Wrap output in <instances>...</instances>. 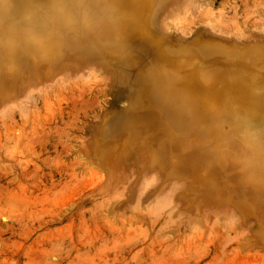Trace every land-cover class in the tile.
<instances>
[{
    "label": "rangeland",
    "instance_id": "374dc122",
    "mask_svg": "<svg viewBox=\"0 0 264 264\" xmlns=\"http://www.w3.org/2000/svg\"><path fill=\"white\" fill-rule=\"evenodd\" d=\"M144 1L145 0H88L90 4L94 5L93 8L89 9L90 11H81L78 9H73V11L76 13L77 18H80L82 14V18H84L83 16H85L86 19L88 17L87 23H94L95 17L99 15L106 16L109 20L117 15L118 19L121 21L120 26L117 24L114 25L109 21V29L103 30H107L108 34H110L111 31L123 33L125 31H130L125 28V25L132 24L133 26L131 27L136 28L141 23L142 20L139 14L143 12L142 5ZM253 1L193 0V3L187 10L185 8L183 13L179 15L178 24L185 34L189 33V31L192 32V30L200 24H210L215 29L224 31L240 32L241 30L243 34H247L253 29L262 32V29L264 30V0ZM3 3L12 5L10 0H0V7ZM246 6L248 10L244 8ZM244 9L247 10H245V12L248 14L243 12ZM52 14L65 24V27H62L65 31H68L70 27L76 28L79 26L78 22H75L76 25L72 24L71 17H68L64 12L60 11ZM224 18L226 22H224ZM51 19L56 21L54 18ZM221 23L225 24L223 25L225 27H222ZM93 27L96 26L93 25ZM99 28L101 29V26ZM255 30L251 32V35H248V37L250 36L249 39L255 40V37L256 39L260 37L259 35L257 36L256 33L259 34L261 32ZM253 32L256 33L252 35ZM71 34L72 31H70V33L68 32V36L64 37L62 40L54 37L58 45L54 44L52 49L54 48L55 50L58 47L61 49L60 46L65 40L72 42L71 38H69ZM95 34L96 33L93 35ZM28 41L30 42V39ZM28 41L17 40L15 43L21 47ZM90 45H96L95 41L94 43L91 42ZM41 55L47 56L46 51L42 52ZM53 56L56 57L53 60L55 64L62 65L67 62L63 60L58 53H53ZM197 58V53L189 56L184 64L185 68L181 69L180 73L178 71L177 74L176 72L179 69L169 62H161L164 69H169L170 72L176 74L175 76L173 75V80L168 83V89H172L177 98L173 100V98L169 96H164V107H152L154 110H157L159 114L172 111L181 121L188 120L187 124L191 128L193 126H200L199 112L205 108L203 105H201L200 108L198 106L195 107V103H204V105H209L210 103L219 104L221 109L219 114L216 115L218 127L215 132L211 134L212 138L208 137L206 139L208 142H211V144L208 145L211 152H219L222 154V158L225 159L224 161H226V164L223 166L224 173L231 175L234 173L231 170L232 164H228L227 160H232L233 164L237 167L235 170H241L246 169V156H262H259L258 153H254L249 148L248 144L244 147V139L236 135L233 130H255L257 128H264V58L261 60H247L245 65L242 66L239 64L241 62L240 60H233L231 64L229 63L230 68L227 70H223L224 62L209 66L207 64L201 65L202 62L205 63V60L198 59L199 61H197ZM209 61L212 62L211 60ZM196 62H198V64ZM7 66L12 68L10 65ZM157 66L160 67L161 65L159 66L158 64ZM237 66L240 68H237ZM219 69L224 71V75L222 80L214 87L216 91L213 93V98L210 101L207 100V91L203 92L198 90L194 92L196 94L198 93L195 95L197 98L196 100L190 97L192 89H190L189 86L192 83L189 79L193 81V75L198 74L200 71ZM21 70H24V68H20L18 73H20ZM84 70L85 69H83V72ZM240 70L242 73L239 72ZM77 73H80V75L73 77ZM84 74L82 70L69 69L65 72L64 69L61 75L64 78L66 77L64 75L72 76L73 79L66 77V79L71 80L63 82L62 80L64 78H61L62 76L58 78V76L55 78L56 80H54V82L53 80H48L47 83L45 81L46 84L37 83L33 88L30 87V89H36L37 87L35 91L32 90L34 93L32 91L27 92L29 93V99L26 95H23L27 94L23 91L11 95V98H7V96L0 98V112L4 111L2 109H6L4 112L7 113H4V116L7 115L6 117H3L2 113H0V125L2 126V128L0 126V264H264V247H262V245L264 246V208H262L264 207V199L256 193H254L255 195H250V192L247 191L248 187L242 186L233 188L229 186V183L224 185L215 184V186L214 181H212L213 178L207 174L203 175V173L199 171L197 177L201 178V183L195 187L197 191L192 187V192H188L187 194L190 193L189 195L186 194L185 198H187V202L186 200L178 199L175 194L174 196L170 194V189L167 191L169 186L167 187L165 184L170 185L172 180H175V182L178 181L173 179L171 175L167 176V174H165L168 183H159V181L152 178L156 177L154 174L152 175V173L144 169L135 168L131 171V168H133L131 163L121 166L122 164L120 165L119 163L122 161H119L115 157H111L109 160L107 158L102 160L103 157L97 158L92 156L91 158L87 155L86 148H84L87 145V133L85 132L91 129L89 126H93L92 117L96 113L95 111L103 107L113 112L112 109L115 107L109 105L114 102L115 98L113 95V98H111V92H109L110 90L106 82L91 78L88 76L89 73L86 75ZM39 85L43 87L41 88ZM124 86L126 87V85ZM124 86L115 87V89L121 94ZM38 87L41 88L40 91L42 89L45 91L43 92L42 90L41 93L40 91L38 92ZM84 90H86L85 94L83 93ZM24 91L26 90L24 89ZM22 95L27 99V103L24 101L25 99L22 98ZM16 99L17 101L19 100V102H17V104L12 103L13 106L12 104L9 106L8 103ZM104 102L106 105H104ZM89 103L94 104V106H91ZM18 104L19 106L21 105L20 108ZM3 106L4 108L1 109ZM7 106L8 110L6 108ZM90 106L93 108H91V111ZM109 107H111V109ZM21 110H23V116L19 114ZM84 111H86V113ZM86 114L89 119L87 117L84 118ZM247 121H256V127L249 128L245 126ZM84 122H88V124ZM193 123L197 124L193 125ZM65 124H68V126ZM81 124L84 125L82 126ZM82 137L85 141L83 143V139L80 140ZM167 141L172 142L174 140L172 138H167L165 142ZM231 141L235 142L236 147L226 146L227 144L224 145V143ZM82 144H84V147ZM1 145L3 147H1ZM212 145L220 146H217L213 151L211 149ZM205 147L207 146L205 145ZM83 153H85V155ZM200 154H202L206 160L210 161L211 156L204 153L203 149L200 150ZM116 164H118V169L115 167ZM194 164L197 165V163ZM120 166L124 167L126 171L120 168ZM99 169H102L104 173L102 174V171ZM243 171L244 173H242V175L245 177L248 176V173L252 176L255 174L253 171ZM132 173L134 176L136 175L135 178L131 175ZM145 174L147 180L152 179L156 182L154 181L148 186L147 183L152 180L147 182V180H145ZM115 179H117V183H114L113 187L112 184ZM107 182L110 184L108 185ZM142 183L143 185L147 184V191H142L144 190L143 188L146 187H143L141 185ZM153 183L158 184L155 185ZM132 185L133 188H131ZM156 189H158V192ZM189 189L191 188L189 187ZM195 191L197 193H195L196 195L194 196L196 204H193L195 200L190 197L191 195L193 197ZM110 192L112 195H110ZM142 192L145 193L142 194ZM167 192L170 194V197L173 196L172 198L169 197V200L166 199L168 195H166ZM140 193L142 202L140 201ZM114 194H116V198L118 195L122 198V200L120 197L117 199L121 200L117 201V204L114 200L116 198H112ZM148 194L150 196H148ZM156 195H164L162 196L164 199L158 196L163 200L157 198L158 202H156ZM217 195L219 197L218 200ZM187 196L190 197L188 198ZM212 196L214 199H211ZM222 197L226 198L224 199ZM138 198L139 200H137ZM151 198L153 200L152 206L154 202L156 205H161H158L159 208L157 206L155 208V205L153 206L152 209L155 208V212L161 209V207L167 212L168 209L170 210L169 207L167 208V205L171 202V205L174 204V201V206L180 209V213L178 212L179 214H177V209L174 207L177 214H174L175 216L180 215L181 211L184 212L185 208L186 210L184 213H187V215H193L196 212L194 214L195 217H191L195 220L194 224L193 221H191L190 224L189 216L185 218L186 214H184V217L183 214L179 216H182V221L178 219V221L172 220L171 222V220H168L169 218L166 217L169 215H166L163 209L160 210V212L162 211L161 214L164 215H161L160 212L152 213L153 210L150 211L148 208L151 205ZM257 198L260 202H258L259 200H257ZM110 199H113L114 202ZM159 201L161 202L159 203ZM162 201L165 202L162 203ZM197 201L202 203H197ZM209 201L210 203H208ZM242 202L248 207V211L247 208L243 207ZM103 203H105L104 206ZM145 203H148V206ZM163 204L167 205L162 206ZM188 204L190 205L188 206ZM142 205L143 207L146 206L145 209H143ZM202 205L205 206L203 207ZM210 205L212 206L210 207ZM222 205H224V207H221ZM254 205H257L258 208L253 209ZM171 208L173 211L172 206ZM214 208H216V210ZM112 209L116 211L113 212ZM147 209H149L148 213L150 211L153 215L152 218H154V220L150 219L151 214L149 213V215L147 213ZM211 209L216 213L210 211ZM230 209L232 210L231 213H236L238 215L237 217L235 214L238 220L236 217L233 218V215L230 216ZM196 210H198L199 214ZM109 211H111V213ZM217 211L220 213H217ZM259 211L260 213L258 214ZM157 213L161 216H159L160 218L157 217L159 220L156 219L157 222L154 223L156 218L154 216ZM207 213L209 214L207 215ZM170 215L171 218H175L172 214ZM135 217L141 218L140 221L139 219L134 220ZM226 217H229L228 220L231 222L227 221ZM231 218L235 221L232 222ZM250 220L251 222H249ZM256 220H258V223H256ZM175 221L176 223L178 222V224H174ZM152 222L154 224H152ZM250 223L252 224V228L248 226ZM241 225L243 226L242 228H240ZM244 226L248 229L250 228V232L248 229L246 231ZM152 227L154 228L151 229ZM164 228H166V231H164ZM184 228L185 231H183ZM240 229L243 235H241L242 238L240 236ZM236 230L239 231V235ZM255 230L256 232H254ZM244 232H247L248 235L246 233L244 235ZM238 236L242 240L244 239L243 245L241 243L239 244L242 240L236 238ZM244 242H248L247 245ZM251 244L253 246H251Z\"/></svg>",
    "mask_w": 264,
    "mask_h": 264
},
{
    "label": "bare ground",
    "instance_id": "6f19581e",
    "mask_svg": "<svg viewBox=\"0 0 264 264\" xmlns=\"http://www.w3.org/2000/svg\"><path fill=\"white\" fill-rule=\"evenodd\" d=\"M251 1H253V0H251ZM10 2H12V5H10V8H9V14L10 15L18 16V15L24 14V13H31L33 19L38 21L40 26H39L35 36L30 39V42L28 41L29 39L26 40L28 42H26V44L24 43V46H21V47L15 43L18 39L11 38L5 32L0 30V98L3 96H5V97L7 96V98H8L11 95L16 94L17 92H21V91H23L24 93L25 92L27 93V92L32 91V90L35 91L37 89V87H36V89H30V87L33 88V86H35L37 83H43L44 84L45 81L47 83L48 80L49 81L53 80V82H54V80H56L55 79L56 77L59 76L58 78H60V76H62L61 74H62V71L64 69H65V72L69 69L82 70V73H85L84 75L89 73L88 76H90L91 78L106 82V85L110 90L109 92H111V98H113V96L115 98L114 102H112L111 104L109 102V104H110L109 106L112 105L113 107H115L112 109L113 112H110L108 110V108H104V107L101 109L99 108L98 111H95L96 113L92 117L93 126L92 127L89 126L91 129L88 130V132H87V130L85 132V133H87V140H86L87 145H86V147H84V144H82V145L84 148H86V152L88 153L87 155L89 157H91V158H92V156L97 157V158L103 157L102 160H104V158L105 159L107 158L109 160V158L115 157L119 161L123 162V163L122 162L119 163L120 165L122 164L121 166H125L127 163H131V166L133 167V168H131L132 169L131 171H133V169H135V168H138V169L141 168V169H144V170L152 173V175L154 174L156 177H152V178L155 179L156 181H159V183L160 182H162V183L167 182L166 178H165V174H167V176L171 175L173 177V179H176L178 181L175 182V180L174 181L172 180L170 185L165 184L167 187L169 186L168 189L166 188L167 191L170 189L169 190L170 194H172L173 196L175 194L178 199H181L184 201L186 200L187 202H188V200H187V198H185L186 194L188 192H192L191 191L192 187L194 189H196L195 187H197L201 183V178L197 177V175L199 174V171L202 172L203 175L207 174L208 176L213 178L212 181H214V185L215 184L224 185L226 183H229V186H232L233 188L245 186L246 188L248 187L247 191L250 192V195H255L254 193H256L264 199V177H261V176H264V158H263L264 154L258 153L259 156L262 155L261 157H258V156L255 157V156L251 155V156H246V158H245L246 162H248L249 160H252V159L257 160L259 162V165H260V167L258 169L246 167V169L235 170L237 168L236 165L233 164L232 160H227L228 164L229 163L232 164L231 170H232V172H234L231 175L230 174L227 175L226 173H224L223 166H224V164H226V161H224L225 159L222 158V154L219 152H211V150L208 148V145H210L211 142L210 141L208 142V140L206 138H208V137L212 138L211 134L213 132H215L216 128L218 127V124L216 122V115L219 114V111L221 109L219 104L210 103L209 105L208 104L204 105V103H199V102L195 103L194 104L195 107L198 106L200 108V106L203 105V106H205V108L200 110V112H199V119H200L199 125L200 126L199 127L193 126L191 128L187 124L188 120H182L181 121L180 119H178L177 116L174 115V113L172 111L166 112L165 114L164 113L159 114V112L157 110H154V108H153L154 106L164 107V96H169L170 98H173V100L177 98L174 91L172 89L171 90L168 89V83H170L173 80L174 76L178 73V71L180 73V70L185 68L184 64L186 63V60H188L189 56H191L194 53H197V55H198L197 61L205 60V63L202 62L201 65L207 64L209 66L212 64H218V63L220 64L221 62H224L225 64L222 63L224 65L223 70H227L228 68H230L229 63L231 64V61L233 62V60H240L241 62L239 64H241V66H242V65H245L247 60H261L262 58H264V30L263 29H262V32L259 30L262 34L261 33L257 34L256 32H253L252 35H254V33H256L257 36L258 35L260 36L257 39L255 37V40L249 39L250 36L248 37V35L249 34L251 35V32L254 31L255 29L251 30L247 34H243V33H241V30H240V32H238V31H224V30L215 29L210 24H200L195 29H193L192 32L189 31V29H188L189 33L185 34L182 31V29L180 28L181 26H179V24H178V17L180 14L183 13L185 8L187 10V8L193 3V0H145L144 4L142 5L143 6V12L139 14L140 19L142 21L139 24V26L136 28H132L131 27V26H133L132 24L131 25L130 24L125 25L126 26L125 28L130 30L129 32L125 31V32L121 33L119 31H113V32L111 31V33L108 34L107 30H103V29H109V26H110L108 23L109 21L112 22L114 25L117 24L120 26L121 21L118 19L117 15L114 16V18L111 20H109L106 16H102V15L96 16L95 15L96 16L95 22L94 23H91V22L87 23L88 17H87V19L85 18V16H83L84 18H82L81 17L83 15L82 14L80 16V18H77L76 13L73 11V8H71V7L65 9V11L62 10L61 12H64L68 15V17H71V23L72 24H75V22H78L79 26L77 25L78 27H76V28L70 27L68 31L67 30L65 31V30H63V28L65 27L64 26L65 24L60 19H57L58 17L54 16L53 14L45 15V14L38 12L36 10V5L48 3L49 0H10ZM66 2L71 4V3H74L75 0H66ZM255 4H256V2H255ZM3 5H4V3L1 5V7ZM232 6H233V4H232ZM244 8L247 9L248 7L246 6ZM246 9L243 10V12L245 14L247 13V12H245ZM88 11H90V10H88ZM232 16H234V15H232ZM51 18L56 19V21L52 20ZM228 20H230V19H228ZM218 21H219V19H218ZM197 22H198V20H197ZM224 22H226V19ZM230 23H231V21H230ZM93 25H95L96 27H93ZM223 25H225V24H222L221 26L225 27ZM226 25H227V23H226ZM98 26L99 27L101 26V29ZM187 27H188V25H187ZM70 31H72V34L69 35V38H71L72 42H70L69 40H65L60 46L61 49H59V47L56 48L55 50H54V48L52 49L53 45L58 43L56 41V39H54V37H57V38L62 40L64 37L68 36L67 34H68V32L70 33ZM255 31H257V30H255ZM259 31H257V32H259ZM94 33H96V34L93 35ZM105 37H108L109 39L105 38ZM21 41H25V40H21ZM94 41H95L96 45H90L91 42L94 43ZM44 51H46L47 56L41 55L42 52H44ZM53 53H58V55L60 57H62V59L67 61V62L65 64H62V65L55 64L53 62V60L56 57L53 56ZM62 59H59V60H62ZM209 60H211L212 62H210ZM163 61L169 62L174 67L179 69V70H177L176 74L174 72H170L169 69H164L163 65L161 64V62H163ZM59 62H62V61H59ZM196 63L198 64V62H196ZM158 64H159V66L160 65L161 66L158 67L157 66ZM3 65H5V66H3ZM7 65H10L12 68H10ZM253 66H255V65H253ZM20 68H22V69L24 68V70H21V72L18 73V70ZM237 68H240V67L237 66ZM83 69H85L84 72H83ZM239 72H241V70ZM80 73L79 74L77 73L73 77L80 75ZM70 74H72V73H70ZM223 75H224V71H222L220 69L219 70H210V71L205 70L202 72L200 71V72H198V74L193 75V81H191L189 79V81L192 83L189 86L190 89H192V91L190 93V97H192L193 99L195 98V100H196L197 98L195 97V95H197L198 93L196 94L194 92H196L198 90L203 91V92L207 91V98H208L207 100L210 101L213 98V93L216 91L214 87L222 80ZM64 76H66L67 78L73 79L72 76H67V75H64ZM66 77L64 78L62 76L61 78H64V79L63 80L61 79V80L63 82L71 80V79H66ZM239 77H241V76H239ZM117 85H119L121 87L126 85V87L124 86L122 91L120 90L121 94L119 91H116V89H115V87H119ZM121 87H120V89H121ZM41 88L38 89V92L40 91ZM24 89L26 91H24ZM117 89H119V88H117ZM140 89H142V90H140ZM41 91H40V93H41ZM44 91L45 90H43V92ZM85 91L86 90L83 91L84 94L86 93ZM35 93H37V92H35ZM27 94H23V95H26L28 97L29 93H27ZM23 95H22V98L25 99V96H23ZM120 95H121V97H120ZM17 97H18V95H17ZM14 98H16V97H14ZM28 99H29V97H28ZM24 101H26V103H27V99H25ZM17 102H19V100L17 101V99H16L13 102H10L8 104H9V106H11L10 104H12V103L17 104ZM92 102L95 103L93 100H92ZM19 104H18V106H19ZM85 104H87V103H85ZM89 104H88V106H89ZM90 105L94 106V104H92V103ZM95 105H96V103H95ZM104 105H106V103ZM12 106H13V104H12ZM20 106H19V108H20ZM88 106H87V108H88ZM91 106H90V111L92 108ZM105 107H107V106H105ZM2 108H4V106L1 107V109ZM6 108L8 110V106ZM12 108H14V107H12ZM109 108L111 109V107H109ZM14 109H18V108H14ZM82 109H84V108H82ZM2 110L6 111V109H2ZM4 111L0 112V113H2L3 117H6L7 115L4 116V113L5 114H7V113ZM22 111L23 110H21V113L19 112V114L22 115L23 114ZM84 112L86 113V111H84ZM73 117H74V115H73ZM86 117L89 119L87 114L84 118H86ZM84 123L88 124V122H84ZM72 124H73V120H72ZM194 124H197V123H193V125ZM65 125L68 126V124H65ZM245 126H247L249 128L250 127L251 128L256 127V121H247ZM1 128H2V126H1ZM7 130H8V128H7ZM243 130H245V129H241V130L234 129L233 131L236 133V135L241 137V132ZM167 138H172L174 141L165 142V140ZM81 139H83V137L80 138V140ZM83 142H85L84 139H83L82 143ZM205 145L207 147H205ZM224 145L236 147L235 146L236 144L234 141L226 142V143H224ZM246 145H247L246 142L243 143L244 147ZM81 146H79V147H81ZM217 146H220V145H212L211 149L214 151ZM1 147H3V146L1 145ZM201 149H203L204 153L211 156L210 161L206 160L205 157L202 156V154H200ZM245 149H248V148H245ZM2 152H4V151H2ZM83 154L85 155V153H83ZM194 163H197V165H195ZM97 165L99 166L98 163H97ZM111 165H112V163H111ZM117 166H118V164H116V166H115L118 169ZM121 166H120V168L124 169V167H121ZM99 170L102 171V169H99ZM243 170L253 171V172H255V174H253V176H252L248 173L247 174L248 176L245 177L244 175H242V173H244ZM113 171H114V169H113ZM139 171H141V170H139ZM253 172H250V173H253ZM103 173L104 172L102 171V174ZM120 174H122V173H120ZM224 174H226L227 177ZM115 175H116V173H115ZM131 175H133V173ZM135 176L133 178H135ZM122 177H123V175H122ZM113 178H114V176H113ZM117 178H118V176H117ZM146 178L147 177L145 174V180H147ZM149 178H150V175H149ZM104 179H105V176H104ZM149 180H152V179H149ZM149 180H147V182ZM116 181H117V179H115L113 184L111 183L113 185V187H114V183L115 184L117 183ZM154 181L153 180L149 181V183H147L148 186L150 185V183H152ZM107 183H108V185L110 184L109 182H107ZM136 183H137V181H136ZM144 183H146V182H144ZM147 184H144V185H143V183L141 184L143 187L146 186L145 188H143L144 190H142V191L146 190V188L148 187ZM153 184H155V183H153ZM156 184H158V183H156ZM161 186H162V184H161ZM189 187L191 189H189ZM131 188H133V185ZM159 188H160V186H159ZM122 189H123V187H122ZM122 189H121V191H122ZM158 189H156V191ZM111 190H113V189H111ZM196 191H197V189H196ZM196 191L194 192L193 197H192V195H191V197L190 196H187V197L193 198L195 200L194 196L197 194ZM148 192H149V190H148ZM143 193H145V192H142V194ZM167 194H168V192L166 193V195ZM170 194L167 195L168 198L166 197V199L169 200ZM189 194H187V195H189ZM110 195H112V193ZM115 195L116 194H114V196L112 198H116ZM140 195H141V193L139 194V196ZM148 196H150V195L148 194ZM158 196L164 199V197H162L164 195H158ZM158 196L157 195L155 196L156 197L155 199L157 200V201L155 200L156 202H158V199H160ZM119 197L122 200L121 196L118 195V197L116 199H114L116 204L118 203L117 201H121L120 199L117 200ZM172 197H170V198H172ZM226 197H222V198L225 199ZM127 198H125V199H127ZM141 198L142 197L140 196V201H141ZM212 198H213V196L211 197V199ZM218 198L219 197L217 195V200H218ZM163 199H160V200H163ZM166 199H165V201H166ZM110 200H113V199H110ZM114 200H113V202H114ZM137 200H139V198ZM151 200H152V198H151ZM207 200H209V199H207ZM228 200H229V198H228ZM257 200H259V199L257 198ZM165 201H162V203H164ZM198 201H197V203H202V202H198ZM145 202H146V200H145ZM150 202H151V205L148 208L150 209V211L153 210L152 213H154L156 206L159 208V206H161V205H159L157 203L159 205L158 206L154 202L155 206L154 205L153 206L155 208L152 209L153 208V206H152L153 200ZM160 202L161 201H159V203ZM167 202H169V201H167ZM190 202H191V200H190ZM195 202H196V200L193 202V204ZM258 202H260V200ZM171 203L168 204L169 206L166 204L167 208L168 207L170 208V210L168 209L167 212L164 210L163 207H161V209H159L156 212H160V210L163 209V211L166 212V215L167 214L169 215V216H166V215L165 216L168 217L169 218L168 220H171V222H172V220L178 221V219H180L179 221H182L181 220L182 216L181 217H179V216L181 214H183V217H184V214H186L185 218H188V216H189L190 224H191V221H193V224H194L195 220H194V218L192 219L191 217L192 216L195 217L194 214L196 212L193 214V211H192L193 215H191V214L187 215V213H184L186 210V208H185L184 212L181 211L180 215L175 216L174 215V214H176V212L174 210L176 208V206H174L175 201L173 202L174 204L171 205ZM208 203H210V201ZM224 203H222V204H224ZM263 203H264V201H263ZM111 204H112V202H111ZM190 204H188V206ZM234 204H236V203H234ZM104 205H105V203H103V206ZM166 205L163 204L162 206H166ZM216 205H218V204H216ZM242 205H243V207L247 208V211L249 210L248 207H246V205L243 202H242ZM115 206H117V205H115ZM171 206L173 207L174 212L172 211ZM192 206H194V205H192ZM211 206L212 205H210V207ZM230 206H232V205H230ZM233 206H236V205H233ZM238 206H240V205H238ZM142 207H143V205H142ZM145 207L146 206H144L143 209H145ZM221 207H224V205H222ZM192 208H194V207H192ZM256 208H258V206L254 205L253 209H256ZM262 208H264V207H262ZM149 209L146 210L147 213H148ZM176 209H177L176 210L177 214H179L180 209H178V208H176ZM214 209L216 210V208H214ZM107 210H109V209H107ZM225 210H226V208H225ZM227 210H228V208H227ZM114 211H116V210H113V212ZM139 211H141V210H139ZM150 211H149V213H150ZM196 211L198 213V210H196ZM210 211H214V210L211 209ZM109 212L111 213V211H109ZM161 212H160V214H161ZM168 212L170 214H172V216H175V218L172 217L173 218L172 219L170 217L171 215ZM220 212H221V210H220ZM220 212L217 211V213H220ZM231 212H232V210L229 212L230 216L233 215V218H235L237 214L231 213ZM125 213H127V212H125ZM201 213H202V211H201ZM209 213H207V215ZM226 213H227V211H226ZM242 213H245V212H242ZM259 213H260V211L258 212V214ZM148 214H147V216H148ZM157 214H159V213H157ZM157 214L154 216V217H156L154 223L157 222L156 219L159 220V218H160L159 216L164 215V214H161V215L160 214L157 215ZM211 214H212V212H211ZM143 215H144V213H143ZM151 215H150V219L154 220V218H152L153 215L152 216ZM205 215H206V211H205ZM135 216H137V215H135ZM203 216H204V213H203ZM220 216H218V217H220ZM243 216H245V215H243ZM139 217H135V219L134 218L133 219L137 220V219H139ZM157 217H159V218H157ZM176 217H178V218H176ZM196 217H198V216H196ZM237 217H238V215H237ZM237 217H236V219H237ZM248 217H249V215H248ZM258 217H259V215H258ZM206 218H205V220H206ZM226 218H227L226 219L227 221H230V220H228L229 217H226ZM140 219H139V221H140ZM202 219H204V218H202ZM185 220H187V219H185ZM219 220H221V219H219ZM234 221L235 220L232 219V222H234ZM256 221H257L256 223H258V220H256ZM236 222L239 223L238 221H236ZM246 222H248V221H246ZM249 222H251V220ZM154 223L152 222V224H154ZM175 223H176V221L174 222V224ZM224 223H225V221H224ZM229 223H227V224H229ZM169 224H168V226H169ZM176 224H178V222ZM250 224H248V226H251V228H252V224L251 225ZM168 226H166V227H168ZM195 227H197V226H195ZM236 227H237V225H236ZM242 227L243 226L241 225L240 228H242ZM153 228L154 227H152L151 229H153ZM191 228H192V226H191ZM191 228H190V230H191ZM164 229L163 230L166 231V228H164ZM169 229H171V228H169ZM187 229H189V228H187ZM244 229H246V231H247L248 228H246L244 226ZM249 229H248V231H249ZM263 229H264V226H263ZM183 231H185V228ZM186 231H188V230H186ZM238 232L239 231H237V233ZM240 232H241V229H240ZM254 232H256V230ZM245 233L247 234V232H244V235H245ZM238 235H239V233H238ZM241 235H242V232L240 233V236ZM247 235H246V237H247ZM257 235H258V232H257ZM242 236H241V238H242ZM236 238H240V237L238 236ZM232 239H231V241H232ZM235 240H237V239H235ZM243 241H244V239L242 240V242H239V244L241 243L243 245ZM251 242H252V240H251ZM244 243H246V242H244ZM247 243H246V245H247ZM245 246H243V247H245ZM251 246H253V245L251 244ZM262 247H264V246L262 245Z\"/></svg>",
    "mask_w": 264,
    "mask_h": 264
},
{
    "label": "clouds",
    "instance_id": "9594fccd",
    "mask_svg": "<svg viewBox=\"0 0 264 264\" xmlns=\"http://www.w3.org/2000/svg\"><path fill=\"white\" fill-rule=\"evenodd\" d=\"M86 11L94 7L88 0H75L74 3H67L66 0H49L48 3L36 5V10L45 15L60 12L67 8ZM10 5L4 4L0 7V30L9 37L18 40H28L35 36L39 28L38 21L34 20L31 13H24L18 16L9 14ZM241 137L248 144L254 153L264 154V128L255 130H243ZM248 168H259V162L255 159L246 163Z\"/></svg>",
    "mask_w": 264,
    "mask_h": 264
}]
</instances>
